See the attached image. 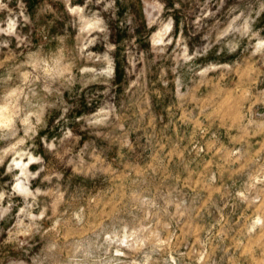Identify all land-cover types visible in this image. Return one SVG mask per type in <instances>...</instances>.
<instances>
[{
	"label": "rangeland",
	"instance_id": "374dc122",
	"mask_svg": "<svg viewBox=\"0 0 264 264\" xmlns=\"http://www.w3.org/2000/svg\"><path fill=\"white\" fill-rule=\"evenodd\" d=\"M0 264H264V0H0Z\"/></svg>",
	"mask_w": 264,
	"mask_h": 264
}]
</instances>
